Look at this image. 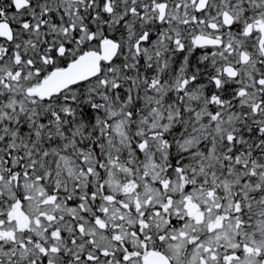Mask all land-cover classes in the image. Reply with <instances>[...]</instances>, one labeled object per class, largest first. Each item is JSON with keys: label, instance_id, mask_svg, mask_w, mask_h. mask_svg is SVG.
Here are the masks:
<instances>
[{"label": "snow or ice", "instance_id": "snow-or-ice-1", "mask_svg": "<svg viewBox=\"0 0 264 264\" xmlns=\"http://www.w3.org/2000/svg\"><path fill=\"white\" fill-rule=\"evenodd\" d=\"M0 264H264V0H0Z\"/></svg>", "mask_w": 264, "mask_h": 264}]
</instances>
